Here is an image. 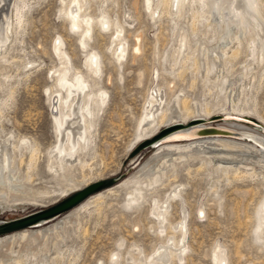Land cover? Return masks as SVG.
<instances>
[{
	"label": "rangeland",
	"instance_id": "1",
	"mask_svg": "<svg viewBox=\"0 0 264 264\" xmlns=\"http://www.w3.org/2000/svg\"><path fill=\"white\" fill-rule=\"evenodd\" d=\"M79 1L84 7L81 14L91 19L86 49L80 47L79 33L71 28L65 15L70 0H27L25 9L29 10H25V24L23 22L22 29H19L16 36L11 34L10 40L0 50V54L4 53L1 55L8 54L7 61L10 59L8 62L0 59V144L6 145L7 139L10 143H17L18 140L19 143L20 138H25L26 144L30 143L29 145L38 148L35 168L30 171L27 170L29 150L25 149L22 155L16 154L13 159L18 167L21 187L10 179L7 187L1 190L4 194L2 197L10 203L0 202V223L56 203L67 197L62 194L72 184L81 185V190L84 183L91 182L90 185L113 180L109 187H116L115 194L104 193L101 209L92 210L89 215L85 212L80 214L77 219L79 223L57 230L58 235L49 233L41 244L32 247L33 251L16 244L1 246V264H16V261L18 264H112L110 260L113 254L119 255L116 260L118 264H129L130 259H135L134 264H215L214 255L219 251L224 253L225 264H264V239L258 238L257 232L259 208L264 201V181L259 177L258 181L255 178L248 181L236 180L228 173L226 179L220 169H214L211 165L198 171L197 167L202 162L196 159L179 165L174 173L170 172L169 177L164 178L166 180L162 179L168 181L166 184L162 182L167 186L162 185L163 188L159 185L161 188L157 186L155 192L151 190L143 200L140 199L139 206L128 205L126 202L131 182L117 186L154 155V147L133 152L142 115L153 90L159 89L161 97L164 96L161 104L165 109L174 100L183 98L192 107L197 104L200 108L204 103L214 105L213 109L208 106L210 115H215L205 120V126L248 128L264 134V61L251 66L255 77L250 82V87L239 89L241 81H236L247 79L244 75L252 57L247 56L249 53L245 45L240 48L236 58L231 56L228 49L226 56L222 57L224 66L219 75L223 77V82L227 76L233 85L230 89L222 90L220 80H215L218 72L207 74L204 71L207 56L211 55L210 50L202 54L198 52L201 47H196L200 42V46L209 48L229 41L227 38L218 39L219 41L217 38L205 39L204 22L194 23L196 32L192 35L189 11L176 18L163 12V5L156 8L158 0H152V8L156 10L153 15L144 5V0ZM10 2L11 0H5L0 3L2 12L8 13ZM259 4L262 19L258 20L264 27V0H259ZM198 6L201 7V4L196 2L192 7ZM104 17L111 25L110 32L101 26ZM113 25H121L123 28L121 42L126 44V52L121 66L114 54L118 41L113 37ZM230 28L224 30L231 32ZM179 30H186L187 34H191L187 36L184 31L188 49L186 46L179 48ZM57 38L61 40L62 49L68 55L72 71L80 72L90 83L95 80L98 87L106 92V100L101 107L103 110L99 111L95 126L91 129L94 142L87 146L89 149L86 147L79 154L78 161H85L82 162L83 169L75 159L70 161V167L67 165V168L55 171L48 169V152L53 150L56 138L47 92L54 87L56 71L62 70L65 65L53 52ZM135 44L139 46L140 52H134ZM189 46H192L193 54L188 61H183L191 51ZM232 46L234 47V43L229 44V47ZM10 49L12 50L9 51ZM90 52H95L99 57L100 78L93 76L84 67L86 54ZM194 62L198 63V69ZM204 73L209 81L205 80ZM233 87H236L232 93L233 100H246L244 109L247 111L244 113L249 116L240 117L232 111L230 113L233 115H217V111L222 112L225 108L223 105L226 94L230 95ZM219 105H222L221 108ZM4 173L8 175L7 171ZM173 175H177L175 181L182 185V196L171 200L169 213L161 224L153 216L150 197L155 195L158 202L168 199L172 188L177 184H170L174 182ZM107 188L101 191L105 192ZM47 192L54 195L47 198L43 195ZM200 205L205 209L202 219L196 217V210ZM181 210L186 211L183 244L178 226L181 222ZM38 229L40 228H34ZM175 245H178V249H182L184 245L180 258L168 255L177 250ZM158 254L167 256L168 261L164 262L166 257L161 258L162 262L154 260V257L160 256Z\"/></svg>",
	"mask_w": 264,
	"mask_h": 264
},
{
	"label": "bare ground",
	"instance_id": "2",
	"mask_svg": "<svg viewBox=\"0 0 264 264\" xmlns=\"http://www.w3.org/2000/svg\"><path fill=\"white\" fill-rule=\"evenodd\" d=\"M4 1L5 0H0V3ZM26 1L27 0H11L9 4L10 10L8 11V13L2 12V10L0 9V50L10 40L11 34H14V36H16L19 29H22L25 10H29V8L25 9L27 7ZM29 1L30 0H28V2ZM196 2L200 3L201 7H199L200 5L195 8L192 7ZM144 5L148 8V10H150V13L153 15L156 10L152 8V0H144ZM160 5H163V12H166L168 15H174L176 18H180L189 11L192 18V35L194 32H196V30L194 29V23L204 22L206 31L203 37L205 39H228L229 43L227 42L223 45L218 44L220 46H211L207 48L205 45L200 46L201 42L197 45V47L195 46L196 48L201 47L198 52L202 54H205L210 50L211 55L207 56L208 61L204 64V71L207 74L214 71L218 72V75L215 76V80H220L221 83L219 84L222 90L230 89V86L233 85V83L229 81L230 79H228L227 76H225L226 79H224L223 82V77L219 75L222 70L221 67L223 68L224 66L222 57L226 56L227 50L230 49L231 56L236 58V56L240 52V48L245 45V49H247L249 53L247 56L252 57L251 64L246 67V73L244 77H246L247 79H238L236 82L241 81L239 84V89H248L250 87V82H252L255 77V73L253 74L251 72V69H253L251 68V66H253L254 63L257 65L260 62L264 61V27L262 25V22L258 20L262 19L260 10L258 8L260 6L259 0H158L156 8H158ZM70 6H72L73 8L70 9ZM70 6H68L65 15L69 20L71 28L75 32L79 33L81 39L80 47L82 49H86V40L90 37L89 34L91 31V19L81 14V11L84 7L79 0H70ZM82 25L84 26V28H82ZM101 26L105 30H108L110 32L111 25L105 17L102 18ZM230 27L232 28L231 32L224 30ZM122 31L123 28L121 25L114 26L113 37L115 41H118V43L115 45L116 47L114 49V54L119 66H121L120 64L124 60L126 52V44L121 42ZM184 31L178 33L179 48L186 46L185 44L188 42H186V37L188 35L191 36V34H187V31L186 36ZM14 38L15 37H13L12 41L15 40ZM232 43H234V47H229V44ZM112 44H114V41ZM62 47L63 46L61 40L57 38L54 41L53 52L59 60H63L65 62V65L62 70L56 71L54 87L47 92L49 101L51 103L50 108L52 113L54 134L56 138V144L53 147V150H50L48 152V156L50 157L48 169L52 171H55V169L57 170L67 168V165H69L70 161L73 159L78 161L80 152L83 151L90 143L92 144V142H94L92 141L93 138L91 129L95 126L94 124L97 120L96 117L99 111L103 110L101 107L104 105L106 100V92L102 88L98 87V83L95 80H92V82L90 83L88 82L87 78H85L80 72L72 71L68 55L62 49ZM134 47V52L137 53L140 50L139 46L135 44ZM11 50L12 49H10L9 51ZM1 54V60H6V62L10 60L9 59L7 61L8 54L4 56ZM192 54L193 52L191 50L186 56L183 55L185 56L183 61H188ZM86 55L87 56L84 61V67L93 76L100 78L101 63L99 61L98 55L95 52H90ZM220 58H222V60ZM194 65L198 69V63L194 62ZM205 76V80L209 81V78L206 74ZM222 84H225V87H223ZM235 90L236 87H233L231 89L230 95L226 94V101L223 105V107L225 108L222 110V112L217 111V115H231L232 113L230 112L232 111L235 113V115L240 117L249 116L248 113H244V111H247L244 109L247 105V101L244 99L233 100L232 93H234ZM159 92V89H156L151 93L150 100H148L147 106L145 107L144 113L142 115V120L140 122L138 130L139 135L133 146L137 147L138 145H141L146 141H151L154 137L159 135V133L163 129L167 127L178 124L185 127L174 131L164 136L156 143L151 144V147L155 148V152L154 155L152 154L153 156L150 157V160H148V162H146L140 169H138L137 172L133 173L125 182L123 181L122 184L117 185L119 187L126 183H132L131 188L127 190L126 194V202L128 205L133 204L135 206H139L140 199L143 200L144 197H146L147 193H151V190H154L155 192L157 186L164 185L162 182L165 181H162V179L169 177L170 172L174 173L175 169L178 168L179 165H183L190 160L198 159L202 162L197 167V169H199L198 171H200V169L205 170L206 165H211L214 169H220L225 174L224 176H226V179L228 173H231V175H233V179L236 180L248 181L250 178H255L257 179V181L259 179H261L262 182L264 181V134L251 131L248 128H232V126L231 128L211 127L208 125L205 126V120L208 118H212L215 115L214 113H212L213 116L210 115V108L213 109L214 105L209 106L208 104L204 103L202 106H200V108H198L199 106H196L197 104L192 107L188 104L187 100L183 98L181 100H174V102L169 105L167 109H165V107H163V105L161 104V102H163L162 99L164 96L161 97L162 94L160 95ZM238 102H240L241 104L238 105ZM160 105H162V107L159 109ZM219 106L221 108L222 105ZM236 112L241 114H236ZM199 120H202V122L200 121L197 123L196 121ZM193 122L196 123L188 126ZM20 139L21 143H18L19 140L17 141V143H14L16 141H12L10 143V141L7 139L5 144H9V147L0 144V202H9L6 198L2 197L4 194L1 193V190L7 187L10 179L13 180V183L15 185L20 184L18 185V187H21V182L18 179V167L15 166L13 160L16 154L22 155L25 149L29 150L30 156L27 162V170L30 171L31 169L35 168L36 160L38 158V148L29 145L30 143L28 141L27 142L29 144H26L24 142L25 138ZM22 162L23 161L21 160L20 163ZM82 162L85 161H78V166L82 167ZM70 166L71 165H69V167ZM81 169H83V167ZM4 171H7L8 175H6ZM176 176L177 175L172 176V182H174L170 184L173 185L177 183V181H175ZM228 179L230 178L228 177ZM89 183L91 182H88L86 184L84 183V187L89 185ZM161 186L159 187L161 188ZM166 186L164 185V187ZM81 187L82 186L78 184L69 185L64 190L62 196H68L76 191H79ZM115 189L116 187L114 186L105 189V192L100 190V192L102 193H100L99 191L93 193V195H90V197H93L90 198L88 196L86 199L71 208L69 211L57 217L54 221L44 225L46 226L45 228H42L44 226H32L31 228H24L12 234L7 233L8 235L6 237H0V247H6V244H16L21 248H26L28 250L32 249L34 245L37 246L41 244L45 239H47L46 237L47 235H49V233L52 234L53 232L54 234H56L57 230L63 229L64 227H70V225H72L73 223L78 222L77 219H79L78 217L81 216L80 214L85 212L89 215L90 212L99 210V208L104 203V193L114 195ZM181 190L182 185L177 183L176 185H174L171 193L168 196V199H166L165 201L158 202V199L155 195L154 197H150L149 203L150 206L153 207V216L161 224L165 222V217L167 213H169L168 208L171 200L179 197L181 198ZM43 195L47 198H50L54 195V193L47 192ZM10 205L11 204H9V206ZM204 210L205 209H203L201 205L198 206L196 210V217L202 219L205 216ZM181 211V222L178 224V226L182 237L181 242L183 244L186 235V211ZM34 228L40 229L34 230ZM257 232L258 238L264 239V201L259 208V224ZM85 233L86 231L84 232V234ZM58 234L59 233H57V235ZM175 246L177 247V250H175L174 252L170 251L171 253L168 255L169 257L178 256L180 258L183 253L182 249L184 248V245L182 246V249H178V245ZM30 253L32 252L30 251ZM33 253H35V251ZM163 255H160L158 257L156 256L153 259L156 261L160 260L162 262L163 260H161V258L166 257V260L164 259V262H167V256ZM118 256L119 255L116 254L112 255V258L110 260L112 264H118V261H116ZM130 260L131 262L129 264H134L135 259ZM214 263L225 264V256L223 252L219 251L214 255ZM16 264H18V261H16Z\"/></svg>",
	"mask_w": 264,
	"mask_h": 264
},
{
	"label": "water",
	"instance_id": "3",
	"mask_svg": "<svg viewBox=\"0 0 264 264\" xmlns=\"http://www.w3.org/2000/svg\"><path fill=\"white\" fill-rule=\"evenodd\" d=\"M202 122V120L196 121ZM193 122L189 124L188 126L196 123ZM185 126L173 125L171 127H167L163 129L159 135L154 137L151 141L142 143L141 145H138L133 152H137L141 149L151 147V144L156 143L164 136L177 131L179 129L184 128ZM113 183L112 180H104L92 183L83 189L76 191L67 197L59 200L57 203L46 207L42 209H38L35 211H32L22 217H19L17 219L0 223V235H4L13 231H17L24 228H31L32 226H41L43 224H46L57 217L61 216L62 214L69 211L71 208L82 202L84 199H86L88 196L92 195L93 193H96L108 186H110Z\"/></svg>",
	"mask_w": 264,
	"mask_h": 264
}]
</instances>
